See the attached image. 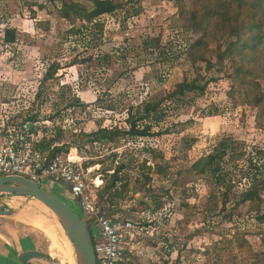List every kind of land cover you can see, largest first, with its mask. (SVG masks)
I'll list each match as a JSON object with an SVG mask.
<instances>
[{
  "label": "rangeland",
  "instance_id": "374dc122",
  "mask_svg": "<svg viewBox=\"0 0 264 264\" xmlns=\"http://www.w3.org/2000/svg\"><path fill=\"white\" fill-rule=\"evenodd\" d=\"M94 1L0 0V122L30 121L42 144L76 157L107 215L133 219L124 264H264V166L256 170L264 163V43L257 64L233 57L226 49L241 45L237 36L198 31L197 0H119V8L92 22L77 16ZM255 20L262 26L256 36L264 38V0ZM193 80L204 89L182 92L180 85ZM147 100L159 101L157 118L139 123L160 133L114 141L93 134L128 129ZM224 144L225 152L206 162ZM40 182L54 184L49 192L89 225L63 183ZM251 187L257 206L242 201ZM35 202L0 194V206L11 211L0 215V238H34L44 253L37 264H83L58 215L57 240L69 241L71 253L19 217Z\"/></svg>",
  "mask_w": 264,
  "mask_h": 264
},
{
  "label": "built area",
  "instance_id": "2783aa9c",
  "mask_svg": "<svg viewBox=\"0 0 264 264\" xmlns=\"http://www.w3.org/2000/svg\"><path fill=\"white\" fill-rule=\"evenodd\" d=\"M11 121L8 117L0 122V177L21 175L40 184L45 178L63 183L65 196L75 200L89 219L96 264H124L127 241L136 233L133 219L107 215L91 192L79 161L60 153L51 156L48 150L37 148L35 143L40 140L30 121ZM49 184L46 188L50 190L54 184Z\"/></svg>",
  "mask_w": 264,
  "mask_h": 264
},
{
  "label": "trees",
  "instance_id": "16d2710c",
  "mask_svg": "<svg viewBox=\"0 0 264 264\" xmlns=\"http://www.w3.org/2000/svg\"><path fill=\"white\" fill-rule=\"evenodd\" d=\"M202 4L201 9H199L195 14H193V18H195L194 23L199 27L198 31L202 32H212V36L217 34L220 30H224L230 32L231 35L237 36V41L241 44L237 46L236 43H233V46H228L226 50L233 55V57H238L239 55L243 56V60L250 58L249 62L254 61L256 64L259 60L262 59L261 56L258 55V49L262 43H264V38L258 32L256 36V32L261 30V25H259L260 21L255 20L256 15L260 10V5L262 0H245L244 2H239V0H197ZM121 3L119 0H95L94 6L92 9L86 8H78L80 11L77 16H81L87 19L89 22H92L96 17L105 14L112 13L114 10L119 8ZM77 8V5H75ZM251 11V13H249ZM63 17L70 19L72 14L74 13L73 9L69 6H66L63 10ZM253 12V13H252ZM255 12V13H254ZM257 12V13H256ZM81 13V15L79 14ZM199 15L203 16V19L198 20ZM254 18L252 22H249V18ZM204 18L207 19L208 24L204 25ZM229 26H233L229 28ZM247 35H252V39L248 38ZM201 40L198 41V43ZM60 63L57 64L52 63L49 65V72H47L42 82H45L48 78L52 77L54 73L57 72ZM243 82V81H242ZM181 91L184 92L186 90L194 91V90H203L204 87L196 84V81L193 80L191 83H183L180 85ZM261 102V101H259ZM160 106L159 101L147 100L142 102V107L144 109V114L140 117L128 120L129 127L128 129L118 127L117 125L112 127H100L97 131L93 132L94 135H99V137H105L108 140L114 141L118 136L121 135H138V136H148L153 133L152 128L153 125L151 122H146L143 124L139 123V120H145L146 118H157L156 113L159 110ZM152 116V117H151ZM34 131V130H33ZM223 144V143H222ZM37 148L42 150H50L51 156H55L60 153L64 147L62 146H52L51 142L47 144H42L40 141L35 143ZM221 150L215 151V153H211L207 157V161L209 164H212L216 161L218 156L221 153L225 152L226 144ZM230 157L239 158V154H232ZM200 162V159L197 160V163ZM261 166V167H260ZM263 165L256 164V170L260 167L263 169ZM122 165L118 166L117 172L120 171ZM118 176H116L113 180V184L116 182ZM256 189L251 187L248 189V193L242 197V201L249 200L252 206H257L255 197ZM264 216V215H263ZM40 229V228H39Z\"/></svg>",
  "mask_w": 264,
  "mask_h": 264
},
{
  "label": "water",
  "instance_id": "95a60500",
  "mask_svg": "<svg viewBox=\"0 0 264 264\" xmlns=\"http://www.w3.org/2000/svg\"><path fill=\"white\" fill-rule=\"evenodd\" d=\"M18 193L29 195L43 202L49 209L64 221V227L72 243L75 245L79 256L84 258L83 264H96V256L93 248L91 233L82 217L71 206L54 195L38 182L21 175H7L0 177V194ZM11 211L0 206V215ZM35 257H44V253L38 250L27 251L20 255L22 261Z\"/></svg>",
  "mask_w": 264,
  "mask_h": 264
},
{
  "label": "crops",
  "instance_id": "0c3cea01",
  "mask_svg": "<svg viewBox=\"0 0 264 264\" xmlns=\"http://www.w3.org/2000/svg\"><path fill=\"white\" fill-rule=\"evenodd\" d=\"M33 1V0H32ZM3 5V3H2ZM1 8V4H0ZM37 227L34 224H31ZM39 228V227H37ZM29 235H11L8 238H0V264H37L38 257L31 258L27 261H22L20 255L27 251L36 250L33 247L35 242L34 238L28 237ZM44 258V257H43Z\"/></svg>",
  "mask_w": 264,
  "mask_h": 264
},
{
  "label": "bare ground",
  "instance_id": "6f19581e",
  "mask_svg": "<svg viewBox=\"0 0 264 264\" xmlns=\"http://www.w3.org/2000/svg\"><path fill=\"white\" fill-rule=\"evenodd\" d=\"M72 157L74 159L76 158L73 155ZM36 204H37L36 207H31V208H27L24 206L25 208H23V211L21 212L19 217L26 216L30 224H34L40 229H42L48 236H50L53 239L55 243L59 244L58 242L59 240H57V235L55 233L56 229L58 228V225H57L58 220L56 219L54 212L50 210L43 202L39 200ZM55 227L57 228L55 229ZM59 245L62 246L63 248H66L67 252L71 253L72 247L69 241L66 240L64 243L59 244Z\"/></svg>",
  "mask_w": 264,
  "mask_h": 264
},
{
  "label": "clouds",
  "instance_id": "9594fccd",
  "mask_svg": "<svg viewBox=\"0 0 264 264\" xmlns=\"http://www.w3.org/2000/svg\"><path fill=\"white\" fill-rule=\"evenodd\" d=\"M39 183V182H38ZM40 184V183H39ZM40 185H42V184H40ZM43 186V185H42ZM44 187V186H43ZM49 190V189H48ZM83 219V218H82Z\"/></svg>",
  "mask_w": 264,
  "mask_h": 264
}]
</instances>
